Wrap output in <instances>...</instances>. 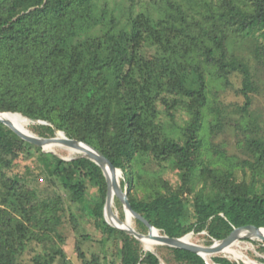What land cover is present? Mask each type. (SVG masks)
I'll use <instances>...</instances> for the list:
<instances>
[{"label":"trees","instance_id":"1","mask_svg":"<svg viewBox=\"0 0 264 264\" xmlns=\"http://www.w3.org/2000/svg\"><path fill=\"white\" fill-rule=\"evenodd\" d=\"M235 75L243 104H225L218 91ZM261 80L264 0H0V111L100 151L122 172L132 209L173 238L192 232L210 245L235 227L264 226V114L251 110ZM29 128L53 136L47 125ZM226 128L239 132L237 155L212 143ZM20 159L35 162L43 188L13 173ZM106 191L90 160L42 153L0 123V264H17L29 242L51 251L35 264H69L57 246L66 200L98 243L117 240V264H206L187 250L146 251L109 226ZM70 224L76 232L73 215Z\"/></svg>","mask_w":264,"mask_h":264},{"label":"rangeland","instance_id":"2","mask_svg":"<svg viewBox=\"0 0 264 264\" xmlns=\"http://www.w3.org/2000/svg\"><path fill=\"white\" fill-rule=\"evenodd\" d=\"M244 55H246V53H244ZM230 84V87L227 89L218 91L220 100L225 104H243V97L237 96L235 94V91L241 87L240 77L236 75L232 76L230 78ZM259 87L260 93L253 95L251 110H256L257 112L264 114V80L259 82ZM30 126L31 125H28L27 128L31 133H33L29 128ZM238 133H236L232 128H226L223 134H218V136L212 140V143H214V145H218L221 142H225L226 145L224 148L227 155H237V138H239ZM56 152L65 159H71L77 156V154L71 155L64 148H59L55 150V153ZM13 173H17L28 180H32L33 182L31 183L37 185L39 188H43L44 186L42 185L45 182L44 177L42 176V172L37 168L34 161H26L24 159L18 160L15 163ZM120 182H122V179ZM115 207L116 206L114 204L113 210L116 211L118 215V211ZM70 215H73L75 218L77 227L76 232L72 231ZM61 217L63 224L62 227L59 228V231L64 237L65 242L63 244L57 243V246L63 251L65 259L69 262V264H87L85 261H90L93 254H98V264H117V259L119 256L117 240H115L114 237L105 236L102 238V243H98L97 238H99L100 235L95 230L89 228L86 214L78 204H73L66 200L63 211L61 212ZM133 224L134 220L131 221L132 227ZM203 234L204 233L200 235ZM81 235H87L91 239L85 240L81 237ZM190 240L197 244H203V240L200 236L192 235ZM256 240L257 239L249 240L248 238H243L239 241V246L236 249L249 256H254V252H252L251 249H254L257 254H260L256 249L258 245H255L254 243H263L261 245L264 247V241ZM77 249H80L83 252V259L79 257ZM49 254H51L50 249L34 242H29L23 253L18 257L17 264H35L34 259L36 257L44 259L45 256ZM260 255L264 257V254ZM254 257L258 260L261 259L256 256ZM52 264H62L61 257L55 256Z\"/></svg>","mask_w":264,"mask_h":264},{"label":"water","instance_id":"3","mask_svg":"<svg viewBox=\"0 0 264 264\" xmlns=\"http://www.w3.org/2000/svg\"><path fill=\"white\" fill-rule=\"evenodd\" d=\"M12 116H21L25 118L28 122V125H47L52 128L53 136L48 138H43L33 133H29L19 125L14 124L11 119ZM0 123H2L7 128H9L18 138H20L25 143L40 148L42 153H51L65 161H69L75 158H85L96 164L102 171L107 187L105 204L103 207L104 220L109 226H111L115 230L133 236L138 241H140L143 244V246H144L143 242L148 241L154 243L156 246H166L170 248L187 250L200 256L206 262V264H209L206 260L207 256L211 258L222 257L229 261L236 262L237 264H264V257L261 256L260 254H257L254 249H251L252 252H254V256L261 258L263 261L256 259L254 256H249L246 254L237 255L233 253H228L225 250V246L230 241L238 238L239 234L242 231L249 229H264V226L256 225V224H244L235 227L226 238L222 240H214L213 243L210 245L197 244L192 241L184 242L183 239H187V237H190L191 239V236L193 235L192 232L184 235L181 238L170 237L163 230L153 227L147 220H145L141 215H139L132 209L130 202L127 198V192H126L127 185L125 184L123 188L121 186L120 180L122 179V181H124L122 172L119 169H117L100 151H98L97 149H95L94 147L88 144H85L84 142H80L68 138L64 132L58 130L57 128H55L54 126H52L47 122L41 120H35L27 116H24L20 113L0 111ZM62 145L74 148L80 153L77 154V156H75L74 158L65 159L55 152L45 150L46 147H57ZM118 173H120L121 175L120 179H118L117 177ZM110 197H113L115 202H117V204L121 206L124 212V220H121L119 217H117L116 219L120 224L124 225L126 229H119L117 227H114L111 224H109V222L107 221L106 216H114L113 211L110 207V201H109ZM127 215H129L131 221L134 220L141 223L147 229V233L141 234L137 232L132 227L129 220L127 219L128 217ZM155 232L161 234L160 235L161 237L156 236L154 234ZM144 250L152 251L146 249L145 246H144Z\"/></svg>","mask_w":264,"mask_h":264},{"label":"bare ground","instance_id":"4","mask_svg":"<svg viewBox=\"0 0 264 264\" xmlns=\"http://www.w3.org/2000/svg\"><path fill=\"white\" fill-rule=\"evenodd\" d=\"M12 119V122L14 124H17L19 125L20 127H22L25 131H28L29 133H31L27 126H28V122L25 118L21 117V116H12L11 117ZM59 148H64L66 149L71 155H76V154H79L80 152H78L76 149L74 148H71L69 146H65V145H62V146H57V147H46L45 150L46 151H52V152H55V150L59 149ZM57 153V152H56ZM117 177L118 179H120L121 175L120 173L117 174ZM110 201V207L112 209V211H114V198L113 197H110L109 199ZM116 208V207H115ZM113 215L114 216H106V219L107 221L109 222V224H111L112 226L114 227H117L119 229H126V227L122 224H120L118 221H117V213L116 211L113 212ZM127 219L129 220L130 224H131V219L129 217V215H127ZM156 236H160L161 234H159L158 232H155L154 233ZM161 237V236H160ZM249 239V240H254V239H257V240H264V229H249V230H244L242 231L240 234H239V237L230 241L226 246H225V250L226 252L228 253H233V254H237V255H242L243 253L241 251H238L236 248L239 246V241L241 239ZM256 240V241H257ZM184 242L186 241H191L190 240V237H187V239H183ZM144 246L146 249H149V250H152L154 249V246H156L154 243H151V242H148V241H144ZM245 248V247H244ZM248 248V247H247ZM210 258L209 256L206 257V260L209 264H212V262L210 261ZM212 260V259H211Z\"/></svg>","mask_w":264,"mask_h":264}]
</instances>
